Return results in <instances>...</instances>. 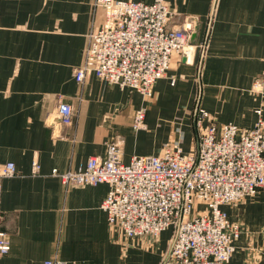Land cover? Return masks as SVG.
I'll return each instance as SVG.
<instances>
[{"label":"crops","instance_id":"0c3cea01","mask_svg":"<svg viewBox=\"0 0 264 264\" xmlns=\"http://www.w3.org/2000/svg\"><path fill=\"white\" fill-rule=\"evenodd\" d=\"M93 1L0 0V163L16 168L1 182L0 231L10 248L0 264H159L171 229L129 240L101 209L107 184L65 186L52 169L84 166L109 141L118 142L124 162L172 142L189 153L200 109L216 125L231 122L241 131L264 119V0H169L170 25L196 17L195 39L206 46L193 62L173 54L147 100L95 75L75 81L86 34L103 22ZM59 99L72 107L70 125L58 119ZM144 105V127L134 130V112ZM33 160L38 174H31ZM221 208L243 226L230 263L264 264V187Z\"/></svg>","mask_w":264,"mask_h":264},{"label":"built area","instance_id":"2783aa9c","mask_svg":"<svg viewBox=\"0 0 264 264\" xmlns=\"http://www.w3.org/2000/svg\"><path fill=\"white\" fill-rule=\"evenodd\" d=\"M103 12V22L86 34L83 59L74 69V79L82 84L95 75L120 89L134 90L147 100L155 82L164 77L173 54L193 62L206 44L195 39L196 17L183 18L170 25L175 14L169 0H94ZM174 82V79H171ZM254 87L261 88L256 79ZM146 107L135 110L132 128L144 127ZM260 114V110H257ZM56 114L62 125H70L73 111L59 99ZM199 110L196 147L183 152L177 142L167 144L156 154L133 155L121 159L117 141L105 145L104 155L89 156L76 169H52L65 186L105 183L108 191L101 202L107 222L119 227L130 239L154 240L171 229L170 249L159 264H231L235 241L243 230L222 210L254 196L264 187V119L239 130L234 123L216 125ZM40 165L31 162V174ZM16 174L12 161L0 163L1 182ZM9 238L0 231V255L8 252ZM43 264H66L59 258Z\"/></svg>","mask_w":264,"mask_h":264}]
</instances>
